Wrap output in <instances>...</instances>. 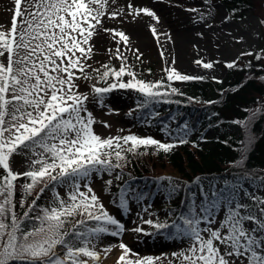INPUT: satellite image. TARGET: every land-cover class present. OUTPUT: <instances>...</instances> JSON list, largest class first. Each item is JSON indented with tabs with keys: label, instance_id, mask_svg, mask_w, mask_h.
I'll return each mask as SVG.
<instances>
[{
	"label": "snow or ice",
	"instance_id": "6c2138e0",
	"mask_svg": "<svg viewBox=\"0 0 264 264\" xmlns=\"http://www.w3.org/2000/svg\"><path fill=\"white\" fill-rule=\"evenodd\" d=\"M110 6V0H14L10 26L0 25V264H102V257L107 259L113 247L120 249L116 264H157L161 259L140 257L122 241L98 250L102 235L122 237L126 229L105 210L90 184L82 183L93 172L111 174L122 168L126 153L152 147L167 154L177 146L136 135L102 138L93 129L96 121L86 106L88 95L80 92L77 81L92 79L87 61L93 56V38L101 30L118 45L108 52L120 66L104 64L103 71L94 69L98 81L105 84L92 87L100 103L116 90L141 94L146 98L144 108L158 99L171 103L166 99L169 92L162 90L169 87L163 79H139L127 64L119 45L134 51L137 59L142 56L138 49L129 48V36L103 27L106 17L115 20L123 14L109 11ZM127 8L128 15L143 14L159 21L148 8L137 9L130 3ZM259 23L264 26V19ZM151 31L159 40L154 26ZM195 63L205 69L213 67L201 60ZM226 67L233 69L236 63ZM164 72L169 82L203 79L181 74L173 66ZM171 94L182 95L175 87ZM235 123L247 127L245 122ZM187 142L179 137V143ZM22 153L32 157L29 168L15 172L13 157ZM22 179L27 182L17 184ZM57 185L70 186L67 198L54 191L50 205L39 207L36 201L45 189L54 190ZM37 187L39 192L28 203L26 197ZM18 189L23 192L19 208L24 209L19 215ZM126 195L121 190L119 207L124 211H128ZM195 195L179 221L171 225L143 221L157 232L169 229V238L187 240L188 246L173 253L169 264H264V198L246 191L239 182H226L224 187L209 183L200 187L199 201ZM244 197L253 203H243ZM89 221L95 224L82 229ZM130 231L150 235L139 226Z\"/></svg>",
	"mask_w": 264,
	"mask_h": 264
},
{
	"label": "rangeland",
	"instance_id": "374dc122",
	"mask_svg": "<svg viewBox=\"0 0 264 264\" xmlns=\"http://www.w3.org/2000/svg\"><path fill=\"white\" fill-rule=\"evenodd\" d=\"M129 3L134 8H148L153 11L159 21L143 14L139 17L128 15L127 5ZM13 5L14 0H0V25L10 26L12 13L9 9ZM110 5L109 11L120 10L123 14L115 20L106 17L103 27L123 31L129 36L128 46L132 50H139V53L142 54L140 59L136 58L134 51L125 50L123 44L119 47L127 57V64L132 71L137 74L139 79L148 82L166 77L164 69L169 66L175 67L178 72L184 75L208 77L220 81L227 73L226 65L228 63L249 57L241 54L255 53L261 47L259 25V17L263 13L261 0L253 1L254 9L248 11L244 18L230 16L223 0H115L114 3L110 0ZM153 26L159 34V40L152 34ZM180 40L183 50H181L182 57L179 59L176 47L177 41ZM92 43L95 45L93 56L91 60L87 61V64L90 65L87 72L92 79H80L77 84L80 92L88 95L86 106L96 121L93 125L95 133L102 138L136 135L151 137L162 142V134L159 130L152 128L150 124H136L134 118L136 110L133 106L134 91H113L103 98V105L100 103L99 98L93 93L92 87L93 85L104 87L105 84L98 81V74L94 69L103 71L102 65L104 64L118 68L120 61L108 52L109 49L114 50L118 45L109 33L102 30L93 38ZM161 52L164 54L163 57ZM173 60L175 61L174 65ZM197 60L212 63L213 67L205 69L202 65L195 63ZM124 79L127 80L128 77H124ZM172 82L179 88H183L186 84V82ZM247 97L264 103V95L250 93ZM230 112V110L226 111L228 114ZM105 123L110 127H104ZM226 130L236 135L242 134L240 127L234 123L228 125ZM214 134L215 132L210 131L208 136L212 137ZM31 159L30 154L15 155L13 170L24 172L29 168ZM113 162H115L114 156ZM112 172L111 177H108V172L102 174L93 172L88 180L82 182L90 184L105 210L123 223L126 229L122 237L102 235L100 241L97 242L98 250H102L104 246L110 244L118 245L122 241L140 257H160L157 264H169L173 253L180 252L188 246L187 240L168 238L164 233L157 232L156 229L143 223L144 220L149 219L154 223H163L166 211L159 207L163 196L158 194L152 199L133 200L126 195L128 211H124L119 207V200L114 201L111 198L112 192L106 183L107 181L112 183L118 181L119 171L114 169ZM164 174L178 176L175 171L170 169L164 170ZM242 185L246 191L264 198L263 181L248 178ZM81 190L86 191V188L82 187ZM54 191L59 192L65 199L67 198L62 186H58ZM242 202L250 205L253 203L247 197H244ZM252 211H256V208L253 207ZM94 224L95 222L89 223L88 226L92 227ZM137 226L142 227L150 235L130 231ZM119 255L120 249L113 247L112 252L107 254V259L102 257V264H116Z\"/></svg>",
	"mask_w": 264,
	"mask_h": 264
},
{
	"label": "trees",
	"instance_id": "16d2710c",
	"mask_svg": "<svg viewBox=\"0 0 264 264\" xmlns=\"http://www.w3.org/2000/svg\"><path fill=\"white\" fill-rule=\"evenodd\" d=\"M253 1L223 0L236 18L244 17L247 11L253 10ZM261 3L263 13L259 21L264 19V0ZM260 26L262 53L240 59L235 68L228 69L222 81L203 77L187 81L185 89L180 90L164 79L169 87L162 90L169 92L166 99L171 103L158 99L147 108L141 106L146 98L134 93L137 123L153 125L152 128L161 131L165 143L177 146L167 154L152 147L126 153V159L121 162L122 168L117 169L120 178L116 183L108 185L114 201L119 200L121 190H125L133 200L152 199L160 194L163 202L159 207L166 210L163 223L171 225L174 221H179L182 214L187 213V205L191 203L193 194H196L195 199L199 201L201 186L207 187L209 183H215L217 187H224L226 182L229 185L236 182L242 184L247 177L264 181V103L247 97L250 93L264 95V26ZM257 55L262 58L256 59ZM171 87L177 88L182 95L171 94ZM228 110L231 111L229 114L226 113ZM236 121L247 124L245 127L244 123H236L242 129V134L238 136L226 131L227 126ZM209 131H215V135L209 137ZM179 137L188 142L179 143ZM166 169L179 175H164ZM108 175L111 177L113 172ZM25 182L27 181L22 179L17 184ZM62 187L67 191L71 190L69 185ZM173 188L175 191H172ZM37 192L39 187L31 196L26 197L28 203L35 199ZM53 192L54 190L45 189L36 201L37 205H50ZM22 196V190L18 189V215L24 211L19 208ZM76 219L79 217L70 221L67 226L69 229ZM94 222L89 221L87 224ZM84 227L89 226H82V229ZM168 231L169 229H163L160 232L168 237Z\"/></svg>",
	"mask_w": 264,
	"mask_h": 264
},
{
	"label": "bare ground",
	"instance_id": "6f19581e",
	"mask_svg": "<svg viewBox=\"0 0 264 264\" xmlns=\"http://www.w3.org/2000/svg\"><path fill=\"white\" fill-rule=\"evenodd\" d=\"M182 40V39H181ZM181 40L180 41H177V47H176V51H177V54L179 56V59L182 57L181 54H182V51L183 48L181 46ZM160 49V48H159Z\"/></svg>",
	"mask_w": 264,
	"mask_h": 264
}]
</instances>
